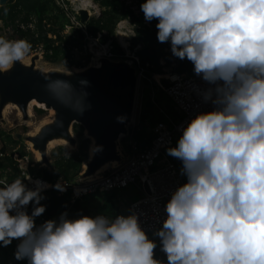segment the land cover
<instances>
[{"label":"clouds","instance_id":"obj_1","mask_svg":"<svg viewBox=\"0 0 264 264\" xmlns=\"http://www.w3.org/2000/svg\"><path fill=\"white\" fill-rule=\"evenodd\" d=\"M140 9L145 20L157 21L158 41L170 42L218 94L217 106L188 121L168 149L182 162L186 182L166 204L156 233L160 250L167 264H264V0H144ZM30 48L25 39L0 37V71ZM48 88L66 101L72 86L56 79ZM40 200V190L19 178L0 187V242L19 241L17 260L161 264L136 215L61 217L37 227L45 207L19 209Z\"/></svg>","mask_w":264,"mask_h":264},{"label":"built area","instance_id":"obj_2","mask_svg":"<svg viewBox=\"0 0 264 264\" xmlns=\"http://www.w3.org/2000/svg\"><path fill=\"white\" fill-rule=\"evenodd\" d=\"M56 1L65 11L70 22L82 29L83 47L86 54H90V61L97 58L101 61L106 59L111 62H122L135 70L137 78L136 116H138L137 113L141 114V111H138V106L141 104L140 98H146L162 117L160 120L153 119L150 143L144 146L135 137L137 126L136 116H134L131 122L133 124L126 133L128 159L117 167L96 176L80 175L74 181L61 183L59 193L62 195L69 193L70 202L73 204L85 200L92 194H107L134 185L140 192V196L130 202V215L137 216L140 226L149 238L154 237L160 241L156 233L166 219V204L172 193L185 183L183 166L173 161L171 155L165 154L163 148L177 143L183 126L195 115L210 111L217 106L215 104L218 96L215 91L217 85L205 81L202 75L195 72L193 74L177 72L174 69L176 61L173 60L171 71L163 76L167 80L166 85L161 87L157 81L159 76L151 71L150 63L144 60L145 55L141 52L142 43L136 41L139 29H153L157 23L156 20L151 22L145 20L140 9L144 0H121L131 13L118 20L111 34L107 31H98L96 34L89 32L79 15V10L85 8L71 6L70 3L73 1L70 0ZM93 10L95 12L97 9H92V13L87 11L92 17H96L98 13H93ZM135 18L139 21H135ZM30 26L33 27V24ZM162 90L179 112L178 118L169 115L163 103L157 99V91ZM3 155L4 152L0 151V157ZM4 172L8 173L7 170ZM8 183L10 182L6 175L0 177V185L5 186ZM23 183L28 190L39 189L40 194L53 188L50 182L41 177H35L29 172H26ZM30 206L31 202L19 210L25 211ZM61 217L66 218V214L58 216L54 221L59 223Z\"/></svg>","mask_w":264,"mask_h":264},{"label":"trees","instance_id":"obj_3","mask_svg":"<svg viewBox=\"0 0 264 264\" xmlns=\"http://www.w3.org/2000/svg\"><path fill=\"white\" fill-rule=\"evenodd\" d=\"M95 1L103 7V12L100 17L91 18L85 23L88 31L93 34L98 31L113 33L118 20L129 16L131 13L121 0ZM135 21L139 20L135 18ZM30 24H33V27ZM157 32L156 27L153 29H139L140 37L147 43L144 60L150 63L151 71L158 76L167 75L171 71L172 61L175 60L176 66L174 69L177 72L193 74L195 72L194 65L186 58L181 59L175 56L170 42H159ZM0 37L8 40L25 39L31 45L29 53L41 52L42 56L50 62L61 60L64 64L79 68L86 67L90 62V54H86L83 47L84 33L82 29L75 27L70 22L65 11L58 5L56 0H9L6 4H0ZM145 114L147 113H143V116ZM74 129L77 135L82 136L84 134L82 125L74 124ZM135 137L141 141V138L144 137L143 130H139ZM144 138L147 140L146 143L141 142L146 146L150 143V137L149 139ZM90 144V138L85 137L78 152H72L63 146H58L52 154L55 159L53 169L49 167H41L38 170L30 168L29 173L31 175L41 177L53 186L47 192L41 193H50L51 199L40 201L39 205H36L33 201L31 206L25 210L31 214L35 207H45V211L40 215L42 220L39 226L63 214H66L67 219L71 209L74 206H76V209L80 205V201L72 204L70 194L66 193L68 204L66 201V205L62 206L63 212L57 213V207L61 206L58 194L60 184L74 181L79 177L84 162L89 158ZM172 160L178 163V160ZM1 169L7 170L8 173H23V177L26 174V172L19 169L18 160L15 161L13 156L7 153L0 157ZM58 185L59 187H57ZM0 187L3 186L0 185ZM113 209L109 201H106L103 207L104 215H112Z\"/></svg>","mask_w":264,"mask_h":264},{"label":"water","instance_id":"obj_4","mask_svg":"<svg viewBox=\"0 0 264 264\" xmlns=\"http://www.w3.org/2000/svg\"><path fill=\"white\" fill-rule=\"evenodd\" d=\"M8 1L0 0V4ZM79 15L83 23L94 18L86 9H80ZM101 15L102 13L96 17ZM56 79L66 81L62 77H42L33 68H25L16 61L11 73L0 71L2 103L11 99L19 106L26 107L29 100L36 98L59 113L57 121L42 129L35 138V146L44 152L48 141L53 137L69 136V125L80 124L97 136L96 155L91 158L84 174L89 176L102 162L120 157L116 150L117 140L127 132L135 110V70L125 63L103 59L101 67L89 68L85 75L75 81H66L72 86L66 101L55 98L48 88V84ZM176 145L177 143L163 148V152L168 154V149Z\"/></svg>","mask_w":264,"mask_h":264},{"label":"rangeland","instance_id":"obj_5","mask_svg":"<svg viewBox=\"0 0 264 264\" xmlns=\"http://www.w3.org/2000/svg\"><path fill=\"white\" fill-rule=\"evenodd\" d=\"M70 1H73V3H70ZM70 1L69 3L71 4V6L73 7L77 6L74 3V0H70ZM93 1L98 6V9L95 10V12L93 10V13H98V15L101 14L103 12V7L95 0ZM136 41L142 43L143 48L141 52L142 54H144L146 52L147 43H145V41L140 37L139 31L137 32ZM28 58H29V61L27 60ZM19 62L22 63L25 66V68H30V67L33 68V70L37 72L39 75H41L42 77H62L68 82H73L77 78L85 75L87 70H82V69H85V68L89 69L92 67H97L95 66L97 65V62L94 64L92 59L89 62V64L84 68L83 67L79 68L76 66H70V65L64 64L61 60H58L57 62H50L42 56L41 52H31L25 56L24 61H19ZM14 64L8 70L2 71V72L7 73V74L11 73ZM157 81H159V84L161 85V87L165 86L167 82V80L163 76L157 77ZM157 99L159 100L160 103H163V107L169 115H172L175 118L179 117V112L177 111L174 104L170 101V99L166 96L164 90L157 91ZM4 103L5 102L2 103L1 105L2 108L0 109V151L7 153L10 156H13V159L15 161L18 160L19 169L23 172H29L31 170L30 168L38 170L41 167H50L53 169V163L55 159L52 154L56 147L63 146L65 149L69 151L78 152L83 138L89 136L85 128H84V134L82 136L77 135L74 129V125H72L69 128L68 137L74 143L75 147L72 146L69 148L64 145H56L52 148L47 147L45 152L44 150H40V148H38L42 152V158H38L34 150L35 148H37L35 146V138L41 133L42 129L49 127L55 123L56 120L54 116L53 117L51 116V113L49 110L40 108L39 106H32L31 108H29L28 106L21 107L17 104L19 108H14L12 106L10 108L9 107L7 108V106H4ZM144 108H145V111L147 112V114H145L144 116H143V113L140 115L139 113H137L138 116H136V109L134 111L133 117L136 116L135 124L137 126L135 135L139 132V130H143L144 137H147L149 139L150 129L152 126L153 119L160 120L162 119V117L158 115V113L156 112V108L154 106L145 104ZM3 109L5 110V112L3 111ZM132 120L127 126V131L133 124L131 123ZM126 133L122 134L120 138L117 140L116 150L118 153L122 149H124L127 152L129 151L127 147ZM144 137L141 138V141L146 143L147 140ZM90 140H91V144L88 150L89 158L83 164V168L80 173V175L82 176H84L87 170V167H88V163L93 157L90 151L91 148L93 147L92 145L93 141L91 137H90ZM171 158L178 160V164L183 166L182 162L178 158H175L173 156H171ZM5 175L7 176V179L10 183L18 178L21 179L22 182L25 179V176L23 177L24 175L23 173L19 174V173L10 172V173L5 174L4 169H1L0 177H3ZM118 191L120 192L122 191L123 193L130 192L131 194H134V197L136 198L140 196L139 191L136 189L134 185H130ZM49 194L50 193L41 194L40 201H43V200L46 201L48 199H51L52 197L49 196ZM58 194L60 197L59 200H61L60 202L61 206L57 207V213H60V212H63L62 206L66 205V201L68 204V195L65 194L63 196L59 192ZM96 195L98 194H92L88 196L87 198L95 197ZM75 207L76 206H74L71 209L70 211L71 215L70 216L68 215L69 219H78L81 216L97 217L100 212V206L98 204L94 206V208L92 209H90L87 206L83 207V203H80V205L76 209ZM36 220H38V218H35V221ZM14 241L19 242L18 240H14ZM158 244L161 245L160 241ZM160 257L155 256L154 258L155 259L158 258V260L161 261V264H167L166 254L163 253L161 250H160Z\"/></svg>","mask_w":264,"mask_h":264},{"label":"crops","instance_id":"obj_6","mask_svg":"<svg viewBox=\"0 0 264 264\" xmlns=\"http://www.w3.org/2000/svg\"><path fill=\"white\" fill-rule=\"evenodd\" d=\"M140 100H141V104H139V106H138V111H141V114H142V113L146 112L145 108H144L145 104L148 105L149 103H148L146 98H142V99L140 98ZM119 153H121V154H119V156H120L119 159H116V161H117L116 165H113V166L109 165L102 172H97L98 171V169H97L93 174H91V176L93 177V176H96L100 173H103V172H105V171H107L113 167H116V166L122 164L123 162H125L128 159L129 154L127 151L122 149ZM185 178H186V176H185ZM135 199H136V197H134V194H131L130 192L123 193L122 191L121 192L120 191H114V192L107 193V194L100 193V194L96 195L95 197L86 198L85 200L80 201V203H83V207L87 206L90 209L94 208V206H96L98 204L100 206V212H99L98 216H105V217L109 218L110 220H112V219H115L119 215L129 216L130 215L129 204H130V202H132ZM106 201H109V204H111L114 208L112 215H110V214L104 215L103 207H104V204ZM68 215L70 216L71 212H69ZM36 218H38V220L35 221L36 226L39 227V224H40L42 218L40 216H38ZM150 239L156 241V243H157V248L154 252V257L155 256L160 257L161 245L158 244L159 241L154 237L150 238ZM18 243L19 242H16L13 240L11 244H9L7 246H3L2 242H0V264H28L27 258H25L23 260H17L15 258V251L17 249Z\"/></svg>","mask_w":264,"mask_h":264},{"label":"bare ground","instance_id":"obj_7","mask_svg":"<svg viewBox=\"0 0 264 264\" xmlns=\"http://www.w3.org/2000/svg\"><path fill=\"white\" fill-rule=\"evenodd\" d=\"M79 7L80 8H85V9L89 10L90 13H92V9H98L97 4L93 0H90V3L89 4L81 5ZM27 60L29 61V58ZM96 62H97V65H95V66H97V67H101L102 66V61L100 59L95 58L93 60V63L95 64ZM82 70H88V69L85 68V69H82ZM1 102H2V99H1V92H0V109L2 108L1 107L2 103ZM4 106H7V108L8 107L10 108L11 106L14 107V108H19L18 105H17V103L13 102V100H11V99H7V101L4 103ZM27 106L29 108H31L32 106H39L40 108H44V109L49 110L50 113H51V116L52 117L54 116V118H55L56 121L59 118V113L56 110L50 108L45 102H41V101H39L36 98H33V99L29 100ZM7 108H6V110H7ZM3 111L5 112L4 109H3ZM28 112H30V111H28ZM45 120H47V119H45ZM30 121H31V119H30ZM71 126L72 125H69V128ZM86 132L92 138V141H93V144L92 145H93V147L91 148L90 151H91V155L92 156H95L96 155V151H97V144H98L97 136L91 134V132L88 129H86ZM56 145H64V146H67V147L70 148V147L74 146V143L67 136H65V135H57V136L53 137L52 139H50L48 141L47 147L48 148H52V147H54ZM34 150H35V153H36L37 157L38 158H42V152L38 148H35ZM121 153H119V154H121ZM116 164H117V161H116L115 158H111L110 160H106V161H104V162L101 163V165L99 166L97 172H102L109 165H112L113 166V165H116ZM90 176L91 175H89V177Z\"/></svg>","mask_w":264,"mask_h":264}]
</instances>
